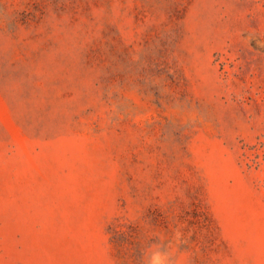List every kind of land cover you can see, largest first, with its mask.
<instances>
[{
  "label": "rangeland",
  "instance_id": "obj_1",
  "mask_svg": "<svg viewBox=\"0 0 264 264\" xmlns=\"http://www.w3.org/2000/svg\"><path fill=\"white\" fill-rule=\"evenodd\" d=\"M152 247L264 264V0H0V264Z\"/></svg>",
  "mask_w": 264,
  "mask_h": 264
},
{
  "label": "clouds",
  "instance_id": "obj_2",
  "mask_svg": "<svg viewBox=\"0 0 264 264\" xmlns=\"http://www.w3.org/2000/svg\"><path fill=\"white\" fill-rule=\"evenodd\" d=\"M176 238H180V233H176ZM170 253L161 251L158 247L149 248L146 252V264H169ZM176 264H188L187 255H180Z\"/></svg>",
  "mask_w": 264,
  "mask_h": 264
}]
</instances>
